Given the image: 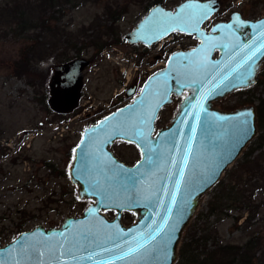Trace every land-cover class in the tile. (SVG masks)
<instances>
[{"label": "water", "instance_id": "water-1", "mask_svg": "<svg viewBox=\"0 0 264 264\" xmlns=\"http://www.w3.org/2000/svg\"><path fill=\"white\" fill-rule=\"evenodd\" d=\"M220 9L219 0H185L174 10L158 3L124 36L129 45L147 48L175 33L193 36L198 44L172 53L137 95L136 85L126 90L131 103L85 129L69 168L79 199L93 202L82 216L67 217L60 227L38 226L8 245L0 244V260L5 264L176 263L182 238L202 198L258 135L256 106L222 111L214 104L256 85L264 68V17L250 20L234 12L229 21L206 30L204 25ZM205 13L206 18L199 20ZM89 65L88 59L77 58L54 68L48 101L53 113L67 115L78 108ZM174 99H181L177 113L170 125L157 129L162 110ZM138 130L145 139L137 138ZM118 141L136 146L140 152L136 164L116 157L112 147ZM95 163L100 168L88 173L87 167ZM89 177L110 185V198L103 204L89 186ZM110 211L117 213L112 220L105 215ZM129 212L136 215V221L126 226L123 213ZM152 235L156 239L146 248L116 258Z\"/></svg>", "mask_w": 264, "mask_h": 264}, {"label": "rangeland", "instance_id": "rangeland-1", "mask_svg": "<svg viewBox=\"0 0 264 264\" xmlns=\"http://www.w3.org/2000/svg\"><path fill=\"white\" fill-rule=\"evenodd\" d=\"M184 1L96 0L79 6L62 1L61 5L43 15L51 31L38 26L24 33L22 28L19 29L18 21L9 15L16 2L0 0L1 246L12 243L21 233L38 226L46 229L60 227L65 218L82 216L85 209L93 203L88 199H79V189L71 183L69 172L75 149L82 140L85 129L131 103L133 98L127 97L126 90L136 85L137 95L147 78L166 65L172 51L190 49L198 44L193 36L174 34L173 39L166 42L163 48L147 50L142 45H129L124 36L133 30L155 4L163 3L165 8L174 10ZM219 1L221 9L205 24L204 28L207 30L218 22L229 21L234 12L250 20L264 17V0ZM108 5L113 6L112 10H117L119 6L126 8V13L116 22L120 43L105 49L96 61L92 59L94 47L83 51L80 58L88 59L90 65L84 73L80 104L74 112L59 117L52 112L47 102L50 88L48 89L46 81L48 80L49 86L54 68L63 65L65 61L63 48L57 46V41L62 34H69L83 41L85 36L82 34L101 33L102 30L97 29L108 19L105 16ZM92 26L95 27L94 32ZM103 41H110V37L104 36ZM32 46L36 47L33 53L29 49ZM27 56L33 59V67L38 72L36 78L19 77L16 74L19 64ZM68 56L75 57L76 52L70 51ZM259 79L260 74L256 85L249 88L251 91H237L215 102V108L222 111H232L246 105L258 108L259 100L264 99V81L259 84ZM128 81L130 83L126 87ZM178 106L179 100H175L171 106L162 110L157 129L170 125ZM261 134L258 122V135L252 142ZM249 145L243 153L249 149ZM112 151L120 161L128 165H133L140 159V153L128 143L118 142ZM243 153L228 170L235 169ZM225 175L226 173L202 198L195 217L184 233L180 249L193 226L211 227L213 230L215 222H219L218 231L212 234L208 242L209 250L220 244L244 245L253 233H259L264 239V191L254 192V200L261 205V210L250 223L246 222L248 213L241 212L239 204L232 205L230 202L224 208H217L207 218L211 210L210 202L213 201L215 207L218 205L214 198L223 193L224 187L220 182ZM244 188L247 190V187ZM248 194L251 195L250 192ZM105 215L112 220L117 213L110 211ZM125 215L123 213V218ZM240 215H243L242 219L235 223L234 217ZM135 221L136 218L132 222L123 219L126 226ZM257 256L262 257L261 252ZM175 264H187V261L180 258V250Z\"/></svg>", "mask_w": 264, "mask_h": 264}, {"label": "trees", "instance_id": "trees-1", "mask_svg": "<svg viewBox=\"0 0 264 264\" xmlns=\"http://www.w3.org/2000/svg\"><path fill=\"white\" fill-rule=\"evenodd\" d=\"M13 1H15L16 4L10 9L9 15L13 16V18L18 21L19 29L22 28L23 32L26 33L38 26L51 31L50 25H48V21L45 20V18L43 19V15L45 16L49 10L61 5L62 1H65L66 3H74L75 6H79L89 1L96 0ZM111 7L113 6L108 5V7H106L105 16H107L108 19L105 24L99 25L100 29H97L98 31L102 30L100 31L101 33L95 35L82 34L83 37L85 36V40L83 41H79L76 38L71 37L69 34L61 35L57 41V44L59 45H56L63 48L64 52H62V55L65 58L64 64L80 58L83 55V51L90 47L95 48L92 59L93 61H96L105 49L120 43L118 40V32L116 31V22L126 13V8L119 6L117 10H112L113 8ZM8 16L6 15V17ZM94 26H92L93 32L95 31ZM55 33L56 36L59 37L58 33ZM104 36L110 37V41L104 42ZM35 48L36 47L34 46L30 47V52L33 53ZM70 51H75L76 56H68ZM32 62L33 59L28 56L22 60L16 71L17 76H26L30 79L36 78V76L38 77V72L34 69ZM263 79L264 69L260 73L259 84L264 81ZM46 81L49 89V82L48 80ZM251 89L242 90L239 93H246L251 91ZM49 99L50 98H48V101ZM257 110L259 128L262 131V134L249 145V149L243 153V156L235 166V169L233 168L226 172L225 178L220 182L224 187L223 193L214 198L215 202L218 204L216 207L215 204H213V201L210 202L211 210L207 215V218L214 214L217 208L226 207L229 202L232 205L239 204L242 207L241 212L248 213L246 218L247 223L252 222L260 213L261 205L254 200L253 195L257 190L264 191V99L259 100ZM244 187H247V190H245ZM249 192L251 195L248 194ZM242 217L243 215L234 217L235 223H238ZM135 218L136 215L134 213H126L123 219L126 222H132ZM198 218L201 219V216ZM218 223L219 222H215V225L213 224V230L211 227L201 228L198 225L193 226L189 231L190 233L188 234L189 237L187 238V241L184 242V245L180 249V258L187 261V264H264V239L259 233H253L244 245L220 244L216 245L214 249L209 250L207 248L208 242L211 239L212 234L217 233ZM214 239L216 240V237ZM200 249L203 250L200 251ZM259 252H261L262 257L257 256Z\"/></svg>", "mask_w": 264, "mask_h": 264}, {"label": "snow or ice", "instance_id": "snow-or-ice-1", "mask_svg": "<svg viewBox=\"0 0 264 264\" xmlns=\"http://www.w3.org/2000/svg\"><path fill=\"white\" fill-rule=\"evenodd\" d=\"M185 8L187 7H191V5H185L184 6ZM197 7H204V8H207V6H197ZM159 11V10H158ZM164 15H167V13H165ZM206 15L207 13H205L204 15H200L198 17L199 20H203L204 18H206ZM183 19V18H181ZM238 19V17H237ZM224 27H231V25H227V26H224ZM167 31V29H165V32ZM261 47H264V45H261ZM196 50L194 49L193 50V53H195ZM252 55H255V53H253ZM252 57L249 56L247 57L248 60H250ZM123 111V110H121ZM115 115V114H114ZM250 115V114H249ZM198 119V117H197ZM103 123V122H102ZM195 125L193 126V131H195ZM92 131H96V129H93ZM137 138L138 139H145V135H144V132L142 130H138L137 131ZM152 149L149 148V152H151ZM152 157L151 155L148 156V160L151 161ZM93 168H100V164L99 163H95V164H92L91 166L87 167L86 171L88 173H91L92 172V169ZM181 176H183V171H181ZM90 179V184L89 186L93 188V192L99 196H101V204L104 203L105 199H108L110 198V195H109V190L108 188L110 187V185L108 187H105V185L102 183V181L97 177V178H91L89 177ZM173 202H175V196H173ZM95 211V210H93ZM165 223H167V221H165ZM161 231H163V226L159 229L156 230V234L158 235ZM111 238V237H109ZM156 239V236L155 235H152L149 237L148 241H146L145 243H142L140 245H138V247L136 249H132V248H129L127 252H124L121 256L119 257H116L117 259H123L125 258L126 256H129V255H132L135 251H138L139 249H142V248H146L147 247V243L150 242L151 240H155ZM116 247H119V245H116ZM105 251H111V249H104ZM11 251V250H9ZM67 251H70L67 250ZM63 254V253H62ZM166 255V253H165ZM88 259H92V256L90 255L88 257ZM0 264H5V262L3 260H0ZM108 264H111V262H108Z\"/></svg>", "mask_w": 264, "mask_h": 264}, {"label": "flooded vegetation", "instance_id": "flooded-vegetation-1", "mask_svg": "<svg viewBox=\"0 0 264 264\" xmlns=\"http://www.w3.org/2000/svg\"><path fill=\"white\" fill-rule=\"evenodd\" d=\"M204 26H205V25H204ZM211 28H212V27H211ZM211 28H210V29H211ZM210 29H209V30H210ZM206 30H207V29H206ZM209 30H208V31H209ZM175 34H179V33H175ZM173 35H174V34H173ZM173 35H171V36L168 37V38H170V41H171V39H173ZM195 46H196V45H195ZM195 46L192 47V48H190V49L195 48ZM190 49H185V50H190ZM180 50H181V49H179V50H177V51H180ZM182 50H184V49H182ZM173 52H174V51H172V53H173ZM172 53H171V54H172ZM246 90H247V89H246ZM240 91H242V90H240ZM240 91H238V93H239ZM175 100H179V103L181 102V99H174V101H175ZM58 116L61 117V116H65V115H58ZM82 137H83V136H82ZM118 142H122V141H118ZM118 142H116V143H118ZM116 143H115V144H116ZM124 143H125V142H124ZM115 144H114V145H115ZM130 145H131V144H130ZM132 146H134V145H132ZM113 147H114V146H113ZM113 147H112V148H113ZM134 147L136 148V146H134ZM136 150L139 152V150H138L137 148H136ZM139 153H140V152H139ZM139 160H140V159H139ZM139 160H138V161H139ZM138 161H137V162H138ZM134 164H136V162H135ZM134 164H133V165H134ZM90 201H91V200H90ZM129 213H130V212H129Z\"/></svg>", "mask_w": 264, "mask_h": 264}, {"label": "built area", "instance_id": "built-area-1", "mask_svg": "<svg viewBox=\"0 0 264 264\" xmlns=\"http://www.w3.org/2000/svg\"><path fill=\"white\" fill-rule=\"evenodd\" d=\"M170 41V38H167V39H164V40H162L160 43H158L157 45H156V47H160V48H163V46H164V44L167 42H169ZM181 49V48H180ZM179 50V49H178ZM170 55V54H169ZM168 55V56H169ZM129 83H130V81H128L127 83H126V87L129 85Z\"/></svg>", "mask_w": 264, "mask_h": 264}]
</instances>
